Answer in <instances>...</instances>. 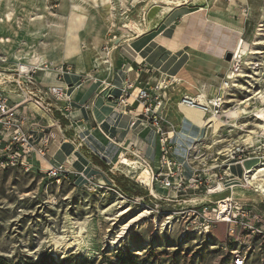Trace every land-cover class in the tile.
<instances>
[{
	"label": "rangeland",
	"instance_id": "rangeland-1",
	"mask_svg": "<svg viewBox=\"0 0 264 264\" xmlns=\"http://www.w3.org/2000/svg\"><path fill=\"white\" fill-rule=\"evenodd\" d=\"M184 6L188 8L182 13L194 14L187 17L189 24L183 21L181 27V31L187 30L188 38L199 23L198 15L205 14L203 18L208 20L202 43L206 44L208 58L195 52L184 60L198 87L191 86L187 74L180 82L190 96L204 93L207 100L222 98L224 103L214 107L221 115L219 120L209 121L211 112L203 114L205 124L198 126L203 133L201 139L185 158L173 160L175 170L186 176L180 191L151 187L148 169L133 176L116 160L121 159L119 156L104 159L105 164L99 159L102 173L82 183H77L75 177L57 181L47 175L45 168L26 171L20 166L0 164V255L16 262L31 259L37 264H234L235 254L247 251L245 264H264V194L248 186L234 188L235 194L227 189L211 193L218 185V178L212 175L223 172V160L235 150L242 148L245 158L264 157V137L255 118L256 107L263 106L255 94L264 91V0H0V79L12 81L24 71L23 65H28V71L46 83L60 81L56 73L61 68L66 73V84L77 82L80 76L110 80L115 71L129 70L131 63L141 86L148 72L144 71L142 59H136L130 49V40L154 28L158 30L175 10ZM239 37L249 44L248 50L241 51L248 63L241 58V63L230 64L225 70L214 66L212 59L226 60ZM224 49H228L225 54ZM179 55L181 52L175 57ZM229 71L238 75L235 85L227 78ZM175 80L174 91L179 84ZM11 85L2 87L9 90ZM120 93L121 96V88ZM184 95H171L172 100H168L170 112L174 107L178 117V129L189 120L182 114V106L177 105ZM247 103V113L239 118L227 115L230 109ZM118 105L109 104L125 113L124 117L129 116V109ZM25 111L36 121L52 124L58 141L61 129L73 123L58 114L48 116L34 104ZM80 126L81 130L86 128L84 124ZM94 126L98 127L96 123ZM254 129V140L249 142L246 139ZM100 132L103 143L111 142L109 133ZM66 135L62 137L71 138ZM234 166L240 165H233L232 172L242 178L243 173L235 172ZM249 166H245L247 170ZM231 196L243 204L246 216L251 214L244 219L248 226L256 225L263 232L246 240L247 231L219 222L212 235L204 236L199 228L185 230L186 223L176 222L190 205L206 204L214 216L220 201ZM128 207V213L114 219ZM145 210L150 212L147 218L135 223L119 243H113L122 224ZM172 213L175 219L169 222ZM253 213L260 222L253 219ZM231 227L236 228L238 238L228 236Z\"/></svg>",
	"mask_w": 264,
	"mask_h": 264
},
{
	"label": "built area",
	"instance_id": "built-area-1",
	"mask_svg": "<svg viewBox=\"0 0 264 264\" xmlns=\"http://www.w3.org/2000/svg\"><path fill=\"white\" fill-rule=\"evenodd\" d=\"M1 59V58H0ZM5 62V61H3ZM66 73L63 68L58 73L60 81L56 83H46L38 80L34 72L20 71L14 80L0 79V164L6 166H20L26 171L38 169L40 171L41 164H37L36 158H45L48 154L50 144L55 138L52 131V124L42 122V120H34L33 117L27 115L25 109L34 104L39 110L44 111L48 116L58 114L72 121L71 114L75 110L74 99L69 92V87L64 81ZM4 79V80H3ZM2 80V81H1ZM12 83L9 90L2 86ZM170 87L166 79H163L152 85L149 81L143 84L136 94L133 93L134 81H127L122 87V95L119 97V105L124 109H129L131 104L129 99H134L139 103L141 109L134 114L135 123H143V131L152 138L155 150L154 161L149 160L144 153L137 151L133 153L131 158H123L121 164H124L128 171L137 174L143 169H148L151 175V187L162 188L167 191H180L186 176L175 170L176 160L185 158L187 152L191 150V146H195L197 141L189 144L188 134L191 133V127L182 125L178 129L177 125L167 119L165 116V106L169 99L167 89ZM199 93L195 96L185 95L177 103V105L195 109L202 114L207 113V109L203 108L198 100ZM118 105V106H119ZM58 122L60 118L56 119ZM64 136L66 135L63 131ZM185 133V134H183ZM187 135V136H186ZM64 139V138H63ZM201 139L200 136L198 138ZM193 150V149H192ZM244 150L238 148L226 160H223L225 166L223 172L215 173L213 178H218V184L231 182L226 189L233 193V189L237 187H247V173L244 162L247 158L243 157ZM264 157H260L264 164ZM130 159V163L127 162ZM233 165H240L243 168L242 178L237 177L232 172ZM76 172L68 169L64 163L56 162L47 169V175L57 181L62 178L69 179L74 177ZM244 180L246 184L241 181ZM195 181V180H194ZM222 181V182H221ZM259 192V191H258ZM154 195V194H151ZM226 202L225 210H221V205L211 215L210 206L206 204L190 205L182 216H178L177 223H186L185 230L200 229L199 233L204 236L212 235V230L219 222L237 225L241 231L245 233L246 240L263 230L256 225L248 226L245 218L250 217V213L246 216L243 204H239L232 196L223 199ZM174 213L169 217V222H174ZM254 220L260 222V217L253 213ZM201 221V223H200ZM236 227V226H235ZM229 228L228 236L236 237V228ZM249 227V228H248ZM238 238V237H236ZM247 256L246 252H237L234 256V264H245Z\"/></svg>",
	"mask_w": 264,
	"mask_h": 264
},
{
	"label": "crops",
	"instance_id": "crops-1",
	"mask_svg": "<svg viewBox=\"0 0 264 264\" xmlns=\"http://www.w3.org/2000/svg\"><path fill=\"white\" fill-rule=\"evenodd\" d=\"M186 8L188 7L184 6L183 8L175 10L170 15V18H167L158 30H156L157 28H154V31H146L143 34L132 38L129 43L130 49L137 55L136 59H142V62L145 63L144 66H146L144 71L148 72L146 75L147 80L142 82L141 86L147 81L154 85L157 82L166 79V82L170 85L166 91L171 100L172 96H177L178 94L189 95L190 93L186 90L183 82H180L183 78V74H187L191 77V86L198 87L196 81L187 69V62L184 61L186 60V57H189L191 53L193 54L195 52H201L202 55H205L206 57V52L208 51L205 49L206 44H202L207 25L206 23L208 21L203 18L205 14H203V17L198 15L200 17L199 23L197 22L196 26L190 30L189 38L186 35L187 30L181 31L184 22L189 24L190 18L187 17L194 15L193 12L182 13ZM178 14H180L181 18H178ZM84 19H86V17ZM240 39L241 37L237 39V42L234 44L233 50L231 51H234ZM153 41L155 43H151ZM160 41H168V44H160ZM190 42H193L194 44H188ZM224 50L225 54L228 49ZM203 51H205V53H203ZM180 52L181 55L175 57V54ZM179 59H182L183 62L181 63ZM212 60L215 61L213 63L214 66H219L222 70H225L229 66L227 60L222 62L215 59ZM130 66L131 68L129 70L115 71L114 76L109 78L110 80H107V78H94L93 76H83V78L80 76L77 82L72 80L67 84L69 92L72 94L75 101V110L71 114L73 123L67 124L65 128L61 129V132L64 136L63 131H65L74 139H63L62 134L58 135L60 141L54 138L50 144L47 156L44 159L36 158L34 160L37 164L38 161L40 162L41 168L48 169L56 162L64 163L68 169L76 172L74 175L76 182L82 183L85 182L88 177H97L100 175L102 173L100 171L101 166L105 164V160H114L118 156L121 159L116 160H119L121 163L123 158H131L133 153L141 151L149 160L154 161L155 150L152 138L143 131L144 124H139L138 122L129 130V124L132 119H134V114L141 109L139 103L134 97L129 99L131 107L128 111L129 116L126 117H123L117 110H114L109 106L110 103H118L121 94L120 88L127 81H134V88L132 91L139 90L141 87L138 86L137 76L132 72L134 69L131 63ZM58 73L59 71H57L56 77H58ZM76 75L79 74L77 73ZM65 77L66 76L64 75V78ZM175 78L179 81V84L177 88L175 87L174 91L173 85L176 81ZM203 91V89L200 90V93ZM91 102L92 105L90 104ZM169 102L170 101H168L165 106V116L168 120L177 125L178 117L174 115V107L172 112H170L172 106ZM181 111L184 117L192 121L193 124L202 127L204 126L203 114L200 111L185 107H182ZM95 123L99 128L94 126ZM80 124H84L86 127L84 128L85 130L80 129ZM190 127L193 130L194 126ZM100 129L106 131L112 137L111 142H108L109 144L102 142V137H100L102 133L100 132ZM110 145L113 146V150L106 154L104 148ZM76 152H78V154L82 156V160H84L85 165L82 169L78 167L79 162H75L78 158L75 154ZM99 159H101L103 164L98 162ZM233 168H237V171L235 172L238 174L243 173L241 166H234Z\"/></svg>",
	"mask_w": 264,
	"mask_h": 264
},
{
	"label": "bare ground",
	"instance_id": "bare-ground-1",
	"mask_svg": "<svg viewBox=\"0 0 264 264\" xmlns=\"http://www.w3.org/2000/svg\"><path fill=\"white\" fill-rule=\"evenodd\" d=\"M134 28H135V30H138V31L140 30V28H138L137 26H135ZM243 44H245V45H243ZM69 45H70V43H69ZM242 49L248 50L249 49V44L247 42L244 43V40H241L240 39L238 41V43H237L234 51H232L233 54H234L233 60L232 61H229L228 60L229 61L228 62L229 65L230 64H233L235 62L241 63V61H242L241 58H243V57H241V51H242ZM77 60H78V66H79V68H81V65H82V54L81 53H79L77 55ZM247 61H245L244 58H243L244 64L245 63H248ZM27 66H24L23 65V67H22V69L25 72H27L29 70V66L28 67ZM237 76L238 75L235 73V71H229L227 78L230 79V81H232L233 85H235V81H236V77ZM255 96L256 97L258 96V98L261 99V102L263 103V106L262 107H256V110H255V118L258 121L256 123V126H257V128H259V132L261 131V135H263V137H264V91L261 90V91L256 92ZM198 100L200 101V103L203 106V108L207 109L208 112H211L209 121H215V120H219L221 118V115H218L219 112H216L214 110V107H216V108L222 107V105L224 103L223 100H222V98H216V99H214L212 101H209V100L206 99L205 94L202 93L198 97ZM243 103H246V101H244ZM98 104H100V103H98ZM115 109H116V107H115ZM247 109H248V103L246 105L242 106V107L241 106L234 107V108L230 109L229 111H227L226 113H227L228 116L236 119V118H239L243 113H247ZM120 114L124 117V113L121 112ZM135 122L136 121L133 120V124ZM185 125L192 126V127L194 126L193 127V130L191 129L192 133L188 134L189 144H192V141L193 142L194 141L196 142L197 140H199L198 139L199 136H201L203 134L202 133V129H199L198 126L195 125V124H193L190 120H188ZM256 131H257L256 129L251 130L249 132V137L246 140L249 141V142H252L254 140V137L251 136V135L254 134ZM183 134H185V133H183ZM112 150H113V146H111V145L104 148V152L106 154H108ZM75 154L78 157L75 160V162H79V166L78 167L80 169H82L84 167V165H85L84 160H82V156L79 155L78 152H76ZM127 162L130 163V160L127 159ZM247 164H250V166H249L250 167V170L248 171L247 176H246V179H247V182H248L247 186L248 187H253L256 191H260L262 194H264V164L261 163V160H260V158L258 156L248 157L245 160V162H244V165L245 166H247ZM76 169H77V167H76ZM230 183L231 182L219 183L217 185V187H214L213 189H211V193L212 192H215V191H219L220 192L221 190H224L228 185H230ZM233 193H234V191H233ZM220 205H221V210L224 211L225 210V206H226V202L224 200H221L220 201ZM130 209L131 208H129V207L128 208H125V209H122L121 211H119V214H117L116 217H114V219L115 220H118L120 216H123L124 214L128 213L130 211ZM149 214H150V212L148 210L142 211L141 213L135 215L134 217H132L131 219H129L128 221H126L125 223H123L122 226H121V230L119 231L118 235H116L117 237L116 238L114 237L113 243H119L121 241V239H123L127 235V233L129 232V229L135 223L143 220Z\"/></svg>",
	"mask_w": 264,
	"mask_h": 264
},
{
	"label": "trees",
	"instance_id": "trees-1",
	"mask_svg": "<svg viewBox=\"0 0 264 264\" xmlns=\"http://www.w3.org/2000/svg\"><path fill=\"white\" fill-rule=\"evenodd\" d=\"M0 264H37V263L31 259L20 260V261L16 262V261L11 260L5 256L0 255Z\"/></svg>",
	"mask_w": 264,
	"mask_h": 264
},
{
	"label": "water",
	"instance_id": "water-1",
	"mask_svg": "<svg viewBox=\"0 0 264 264\" xmlns=\"http://www.w3.org/2000/svg\"><path fill=\"white\" fill-rule=\"evenodd\" d=\"M232 57H233V53H232L231 51H229V52L227 53L226 59H227V60H231Z\"/></svg>",
	"mask_w": 264,
	"mask_h": 264
}]
</instances>
